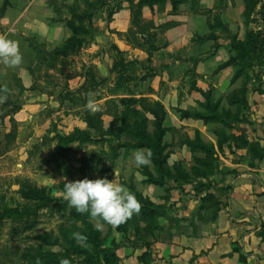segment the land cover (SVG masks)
Wrapping results in <instances>:
<instances>
[{"label": "rangeland", "instance_id": "obj_1", "mask_svg": "<svg viewBox=\"0 0 264 264\" xmlns=\"http://www.w3.org/2000/svg\"><path fill=\"white\" fill-rule=\"evenodd\" d=\"M29 2L10 0L5 10L9 9L14 19ZM123 3L124 0H36L10 33L18 42L22 62L13 68L0 64V89L7 90L0 95H7L21 109L13 121L5 118L0 125V209L24 204L20 189L25 183L45 189L53 203L40 212L33 230L15 235L19 224L10 219L0 224V264H16L21 251L35 244L32 236L50 233L68 247L60 229L72 240V234L85 231L87 224L97 229L87 213L76 214L64 200L65 182L115 178L135 194L140 209H158L160 206L151 199L163 197L174 187L200 186L207 176L211 178H207L206 186H210V179L219 181L231 174L224 173L217 158L211 165H202L207 155L199 150L191 152L188 143L211 145L210 138L218 139L214 133L225 144L240 149L264 141V0H219L203 8L199 14L203 18H197V32L192 37L203 44L198 48L203 58L195 52L189 54L188 68L182 71L184 78L178 79L176 86L181 94V89L197 93L201 100L190 99L186 104L156 100L151 85L156 75L153 54L166 46L167 26L155 22V16L144 19L143 9L126 34L108 29ZM186 10L194 12L192 6ZM163 12L154 8V13ZM73 14L91 15L92 22H80ZM70 24L83 25L90 34L79 52L62 58L53 51L71 37ZM203 29L206 31L201 38ZM116 40L122 42L118 45L127 43L131 49L120 51ZM199 62L204 63V74L213 78L211 83L218 79L220 84H205L204 90L197 86L195 68ZM182 72H178L179 77ZM89 94L95 100V112L86 108ZM228 100L233 104L228 105ZM155 104L165 111L162 187L145 183L150 177L158 180L151 164L137 168L130 159L135 150L144 149L136 148V124L145 121L147 132L154 131L150 111ZM205 104L224 121L181 119L180 111L210 115L202 107ZM1 107L2 104L0 116L4 112ZM165 109L179 122L171 115L167 117ZM77 131L89 133L90 138ZM70 137H74L72 142L66 140ZM177 143L185 149H175ZM114 172L118 173L116 177ZM146 186L150 190L146 191ZM152 220L155 222L156 217ZM132 225L122 234L117 226L104 224L97 229L102 246L114 253L118 245L130 246L127 237L132 235ZM139 227L144 226L140 223ZM150 234L153 231H141L138 237L145 241ZM46 249L62 253L57 246ZM82 260L76 256L68 259L69 264H85Z\"/></svg>", "mask_w": 264, "mask_h": 264}, {"label": "crops", "instance_id": "obj_2", "mask_svg": "<svg viewBox=\"0 0 264 264\" xmlns=\"http://www.w3.org/2000/svg\"><path fill=\"white\" fill-rule=\"evenodd\" d=\"M35 1L31 0L13 19L8 14L9 9L2 10L3 0H0V34L14 40L11 31ZM218 1L181 0L175 14L169 4L162 14L144 8V19L155 16V22L167 26V44L153 54L152 66L156 68V75L151 78V85L155 88L156 100L175 104H186L190 99L201 100L197 93L189 94L181 89L184 93L181 94L176 86L178 79L184 78L182 71L188 68L189 54L202 53L198 48L203 44L192 40L198 28L197 18H203L199 16L203 8L214 6ZM187 6H192L194 12H187ZM130 21L131 11L125 2L114 13L108 29L126 34ZM205 31L203 29L199 34L201 38ZM118 43L122 42L115 41L120 51L131 49L127 43ZM195 69V80L202 90L205 84H220L218 79L211 83L213 78L204 74V63L199 62ZM179 71L183 73L181 77ZM165 110L167 117L171 115L179 122L176 115ZM209 142L224 173L230 171L231 174L227 173L219 181L207 176L210 177V186H206L207 178H203L201 182L204 184L200 186L174 187L163 197L151 199L154 205L160 206L155 209V230L145 241L132 232L127 237L130 246L118 245L114 251L120 264H264V141L241 149L234 144H223L220 150L216 147V140L210 138ZM175 149H185V146L177 143ZM145 188L148 191L151 187Z\"/></svg>", "mask_w": 264, "mask_h": 264}, {"label": "trees", "instance_id": "obj_3", "mask_svg": "<svg viewBox=\"0 0 264 264\" xmlns=\"http://www.w3.org/2000/svg\"><path fill=\"white\" fill-rule=\"evenodd\" d=\"M128 3L131 11V21L130 27L137 22V18L142 16V10L147 8L151 13H154V8L157 7L161 11L164 10L165 6L169 4L172 8V12L176 11L181 0H124ZM10 0H3L2 10H5L9 5ZM73 17L77 18L80 22L84 19L87 20V24L90 25L92 22V16H84L82 14H73ZM72 33L64 44L59 48L53 51V54L60 56L62 58H67L71 55L76 54L84 45L85 39L90 34L89 29L85 26H75L68 25ZM233 102L228 100V105H232ZM204 109L210 112V115H205L204 113H194L189 114L186 111H180L181 119L192 118L197 121H202L207 123L210 121L223 122L224 118L215 115L213 111L214 108L209 109L205 104L202 105ZM4 112L0 116V125L2 120L9 118L10 121H13L14 116L20 111L21 107L15 102L7 99L2 103ZM154 110L150 111V114L154 118L153 128L154 131L152 134L147 132L145 121L137 123V132L135 134L136 148H144L151 150V165L154 168L155 173L157 174V179H152L151 177L145 182L148 185H154L157 187H162L165 180V163L166 156H163L165 150V145L162 143L163 137L165 135V128L163 127V121L165 117L164 109L159 105H154ZM228 113L225 112V117ZM78 135L84 136L89 139V133L76 132ZM218 138L216 141V147L218 150L222 148V145L225 144L224 140H220V135L214 133ZM74 137L67 138L68 142H72ZM188 147L191 152L196 150L202 151L207 155V158L201 162L202 165H211L216 160V153L212 145L198 144L197 143H188ZM21 199L24 201V204L21 206H16L13 209L4 208L0 209V224L2 225L5 220H11L12 223L19 224L20 228H17L15 235L20 234L23 231L33 230L37 223V219L42 210H46L53 200L46 193V190L43 188H37L28 183H25L21 186L20 189ZM75 211V209H74ZM140 214L138 217H131L125 223L117 226L119 231L122 234L127 232V227L130 223L134 226L132 232L135 233L136 237L141 231L150 232L155 230V222L152 218L156 217L157 213L155 209H140ZM76 214H79L75 211ZM134 214L133 216H137ZM143 224V228L139 227V224ZM85 236H87L86 246L75 245L74 240L67 239V232L62 229L59 230V234L66 238L68 247L60 244L55 237L50 233H43L41 235L32 236V241L35 244L28 245L25 247L20 255H18V261L16 264H61V260L69 259L71 256L82 257V262L85 264H114V262H119L118 257L110 248H104L100 240V232L97 229H94L90 224H87L85 231H76ZM57 246L60 248L62 253L52 252L48 247Z\"/></svg>", "mask_w": 264, "mask_h": 264}, {"label": "clouds", "instance_id": "obj_4", "mask_svg": "<svg viewBox=\"0 0 264 264\" xmlns=\"http://www.w3.org/2000/svg\"><path fill=\"white\" fill-rule=\"evenodd\" d=\"M22 62V54L17 41L8 39L6 35L0 34V64L13 68ZM0 89V92H6ZM87 100L86 108L90 112L97 110L94 98ZM7 100V95H0V104ZM151 150L137 149L130 159L137 168L151 164ZM118 173L114 172V177ZM63 198L68 205L77 213L89 215L97 229L104 224L119 226L128 221L134 214H138L141 208L136 196L123 184L109 180L107 177L65 182ZM77 244L86 246L87 236L75 232L72 234ZM61 264H69L67 259L61 260Z\"/></svg>", "mask_w": 264, "mask_h": 264}]
</instances>
